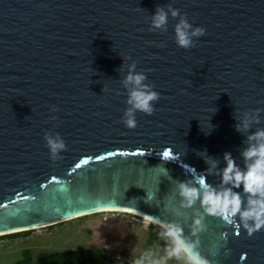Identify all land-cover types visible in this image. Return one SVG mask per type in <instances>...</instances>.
I'll return each mask as SVG.
<instances>
[{"label":"water","instance_id":"1","mask_svg":"<svg viewBox=\"0 0 264 264\" xmlns=\"http://www.w3.org/2000/svg\"><path fill=\"white\" fill-rule=\"evenodd\" d=\"M158 9L164 28L152 27ZM182 17L205 28L188 48L176 41ZM133 63L160 99L128 128ZM260 129L264 0H0V236L131 211L179 224L211 264H264V227L249 235L206 214L194 236L203 208L179 194L202 179L232 187L221 184L224 154L246 170ZM46 133L66 143L56 159ZM234 191L245 207L243 184Z\"/></svg>","mask_w":264,"mask_h":264},{"label":"clouds","instance_id":"2","mask_svg":"<svg viewBox=\"0 0 264 264\" xmlns=\"http://www.w3.org/2000/svg\"><path fill=\"white\" fill-rule=\"evenodd\" d=\"M172 16L179 15L178 10L171 9ZM168 13L163 9H158L152 18L153 28H164L167 23ZM205 28L195 27L186 18H181L175 25L176 41L179 46L188 48L193 44V37L203 35ZM135 63L130 65V70L125 78V86L131 85L127 103L131 107L125 111L123 123L128 128L137 125L135 118L136 111H142L151 115L155 110V101L160 99V93L152 85L144 83L147 76L144 72H136ZM53 111L55 108L53 107ZM55 119V117H52ZM240 130L241 125L236 126ZM249 127L247 119L243 122V128ZM45 140L53 159H56L62 150L66 148V143L59 134L53 136L45 134ZM251 143L243 152L246 160H249L246 170H241L234 162L231 153L225 152L224 159L226 166L221 173V184L232 187H223L220 190L200 181V187L181 182L179 184L180 195L184 198L182 204L190 207L200 200L203 213L194 215L192 220V234L195 236L205 230V215L219 217L227 224H237L247 230L251 235L255 231L264 227V129L257 130L249 136ZM215 165V161H212ZM243 184V190L248 194L246 206L242 208V199L239 192L234 188ZM239 215V220L236 219ZM165 231L163 236L171 238V246L168 249L169 257L176 256L186 261V264H211V261L201 255L198 245L199 239L188 240L183 235V228L174 222L162 225ZM135 264H142V259L135 261Z\"/></svg>","mask_w":264,"mask_h":264},{"label":"rangeland","instance_id":"3","mask_svg":"<svg viewBox=\"0 0 264 264\" xmlns=\"http://www.w3.org/2000/svg\"><path fill=\"white\" fill-rule=\"evenodd\" d=\"M164 231L160 226L133 214L94 213L37 228L17 238L0 240V264H13L21 260L22 252L26 249L36 257L41 252L74 250L91 245L116 261L122 259L130 264L136 255L150 248L154 251L152 264H186L182 258L167 255L172 242L170 237L161 235ZM150 240L154 242L153 245H150Z\"/></svg>","mask_w":264,"mask_h":264},{"label":"trees","instance_id":"4","mask_svg":"<svg viewBox=\"0 0 264 264\" xmlns=\"http://www.w3.org/2000/svg\"><path fill=\"white\" fill-rule=\"evenodd\" d=\"M31 231L0 236V240L4 238H17L29 234ZM151 240L150 245H153L154 242ZM138 259H142V264H152L154 259L153 249L144 250L136 255L132 260V264H135V261ZM118 262L121 264H130L122 259L116 261L103 250L91 245L88 248L79 247L74 250L41 252L36 257L32 255L30 250L26 249L22 252V259L13 264H117Z\"/></svg>","mask_w":264,"mask_h":264},{"label":"bare ground","instance_id":"5","mask_svg":"<svg viewBox=\"0 0 264 264\" xmlns=\"http://www.w3.org/2000/svg\"><path fill=\"white\" fill-rule=\"evenodd\" d=\"M119 212H124V213H129V214H133V215H136L135 213H133V212H131V211H119ZM145 221H147V222H151V223H154V224H156V225H159V223H157V222H155V221H153V220H151V219H149V218H147V217H142Z\"/></svg>","mask_w":264,"mask_h":264},{"label":"snow or ice","instance_id":"6","mask_svg":"<svg viewBox=\"0 0 264 264\" xmlns=\"http://www.w3.org/2000/svg\"><path fill=\"white\" fill-rule=\"evenodd\" d=\"M170 155H171L170 151H165V152H164V156L167 157V156H170Z\"/></svg>","mask_w":264,"mask_h":264}]
</instances>
